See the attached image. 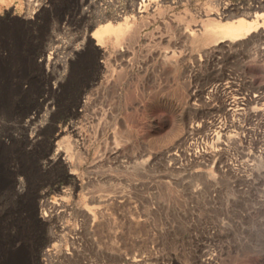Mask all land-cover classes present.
I'll return each mask as SVG.
<instances>
[{"label":"rangeland","instance_id":"rangeland-1","mask_svg":"<svg viewBox=\"0 0 264 264\" xmlns=\"http://www.w3.org/2000/svg\"><path fill=\"white\" fill-rule=\"evenodd\" d=\"M95 1L0 0V264H264V5L203 43L248 17ZM105 21L130 27L97 44Z\"/></svg>","mask_w":264,"mask_h":264},{"label":"bare ground","instance_id":"bare-ground-1","mask_svg":"<svg viewBox=\"0 0 264 264\" xmlns=\"http://www.w3.org/2000/svg\"><path fill=\"white\" fill-rule=\"evenodd\" d=\"M128 1H130L129 5L127 6L125 5L124 8H119L115 12L116 18H124L126 17L127 14L137 15V14L145 13L148 10H154L157 6H159V3H161V1H165V0H128ZM178 1L179 0H167V2H171V3H177ZM44 2H46V0H29L30 5L33 6L31 7V12H33L34 9L37 10L38 7L40 8V6H42ZM95 2H97L100 11L103 14L109 15L110 12L108 10H109V5H111L112 3V0H96ZM263 3L264 0H218V4L216 8L211 12L218 18L220 19L226 18L229 15H231V13L239 12L241 14H244V16H247L249 19L242 16H236L234 19H228L222 22L218 20L216 21L208 20L207 22L203 23L201 26L203 31L200 33L201 35L198 42L208 43V42H213V41L218 42L223 40L237 41V39L247 36L259 25L258 19L260 18L261 14H264V12L260 14V10L263 9V5H264ZM117 7L118 6H116V8ZM209 18L211 17H208L207 19ZM129 27L130 26L127 23V21H117L116 23H113L111 21H105L97 27V29L94 31L93 37L97 39L96 42L97 44H100V42H102L103 39L107 36H111L114 38V40H118L121 35L125 34V32L129 29ZM138 33H139L138 30H136V32L132 34L133 37H137ZM79 134L80 132H78L75 135H79ZM70 135L66 139V143L61 144L60 146V149L64 153V155L62 156L64 162L69 161L72 158L73 153L77 155L76 152L78 153L80 150L78 138H73V136L70 137ZM44 203L45 200L41 201L42 205H45ZM46 212L42 210L41 215L44 217L46 215Z\"/></svg>","mask_w":264,"mask_h":264}]
</instances>
